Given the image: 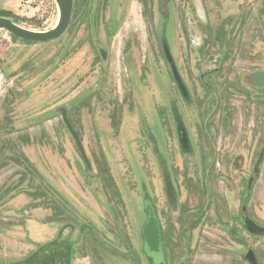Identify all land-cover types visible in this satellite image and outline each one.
Listing matches in <instances>:
<instances>
[{
  "label": "rangeland",
  "instance_id": "obj_1",
  "mask_svg": "<svg viewBox=\"0 0 264 264\" xmlns=\"http://www.w3.org/2000/svg\"><path fill=\"white\" fill-rule=\"evenodd\" d=\"M59 15L55 0H0L27 29ZM263 142L264 0H74L54 41L0 30V264H155L147 197L164 264H247L246 248L264 264V236L234 221ZM203 155L223 159L208 183ZM263 159L248 211L264 227Z\"/></svg>",
  "mask_w": 264,
  "mask_h": 264
},
{
  "label": "water",
  "instance_id": "obj_2",
  "mask_svg": "<svg viewBox=\"0 0 264 264\" xmlns=\"http://www.w3.org/2000/svg\"><path fill=\"white\" fill-rule=\"evenodd\" d=\"M58 8H59V20L57 24L51 28L50 30H44V31H35L31 29H27L25 27H22L15 23L12 19L1 17L0 16V30H5L12 35L16 36L17 38H20L25 41L29 42H35V43H46L50 41H54L58 38H60L68 29L71 18H72V11H73V3L74 0H55ZM166 57L170 62V65L172 67L174 76L177 81L180 82L178 72L175 68L174 62L172 61L170 52L165 49ZM180 90L185 94V88L182 84H179ZM64 123L66 124L68 130L73 135V137L76 140V143L80 149V152L82 154V157L84 161L86 162L88 168H91V164L87 158V155L85 153L84 147L82 145V142L79 138L78 133L73 129L67 112H62ZM185 130H181L182 135V141L184 144V147L188 145L187 142V135L185 134ZM264 157V149L261 152L259 156V161L261 163L262 159ZM258 162V164H260ZM255 178H250L248 188H247V195L244 201V205L242 208L243 211V217H242V223L245 227L247 233L249 235H259L264 236V227L257 224L250 216L247 210V202L250 198L253 183ZM145 209L147 211V217L146 221L142 227V238L144 241V252L153 260L156 264H163L164 263V239H163V231L162 226L159 221L158 215L156 213V210L151 202V199L148 197L145 198ZM242 257L247 260L250 264H260V261L258 259L257 254L255 251L251 248H247L243 251Z\"/></svg>",
  "mask_w": 264,
  "mask_h": 264
},
{
  "label": "flooded vegetation",
  "instance_id": "obj_3",
  "mask_svg": "<svg viewBox=\"0 0 264 264\" xmlns=\"http://www.w3.org/2000/svg\"><path fill=\"white\" fill-rule=\"evenodd\" d=\"M166 59H167V57H166ZM167 61H168V64L170 65V62H169V60L167 59ZM171 66V65H170ZM172 68V67H171ZM180 90V89H179ZM182 92V91H181ZM183 93V92H182ZM184 94V93H183ZM72 125V124H71ZM183 128L180 126L179 127V131H180V134H181V130H182ZM186 135H187V133H185ZM73 136V135H72ZM75 139V138H74ZM181 141H182V135H181ZM75 142H76V140H75ZM187 142H188V145L186 146V147H184V144H183V141H182V146H183V150H188L189 149V146H190V143H189V136L187 135ZM77 144V143H76ZM219 143H217V145H218ZM83 145V144H82ZM217 145H216V149H217V151H218V148H217ZM78 146V145H77ZM84 147V146H83ZM79 148V147H78ZM263 149H264V142H263V145H262V147H261V149H260V152L258 153V157H257V160L259 159V156H260V154H261V152L263 151ZM80 150V149H79ZM85 150V149H84ZM86 153V152H85ZM205 154V153H204ZM218 158V157H217ZM264 158V157H263ZM223 159H219V162L220 161H222ZM233 160H234V162H232V164H240L241 166V169L242 168H244V159L241 157V158H233ZM257 160H256V164L254 165V167L252 168V174H249L248 172H249V169H248V167L247 168H245V169H247V172L245 171V174H246V179H247V183H246V188H245V192H244V195H243V198H242V201H241V203H240V206H239V208H240V213H239V215H237V217H234L235 219H234V221L236 222V223H238V224H240V226L242 227V229L244 230V233L246 234V235H248L249 236V234L247 233V231H246V229H245V227L243 226V223H242V217H243V211H242V208H243V205H244V201H245V198H246V195H247V188H248V184H249V181H250V178H252V177H254L255 178V180H256V177L257 176H259V174H260V169H259V164L257 163ZM264 160V159H263ZM200 162H201V164L202 165H204L205 166V168H204V171L205 172H203V175H202V180L205 182V183H208V179H209V175H207V173H209L210 172V170L211 169H213L212 167H213V165L217 162L216 160H211V158H206V155H203V156H201L200 157ZM219 162H217V163H219ZM207 167V168H206ZM257 170V171H256ZM258 170H259V172H258ZM208 178V179H207ZM255 180H254V183H253V186H254V184H255ZM209 187V186H208ZM206 190H208V189H206ZM252 190H253V188H252ZM252 193V192H251ZM251 196V195H250ZM250 199V198H249ZM248 204H249V200H248V202H247V210H248ZM248 213H249V211H248ZM250 216V215H249ZM251 217V216H250ZM252 236H259V235H252ZM263 236V235H262ZM163 239H164V236H163ZM164 241V240H163ZM247 249V248H246ZM246 249H243L241 252H240V257H241V259L242 260H244L247 264H250L247 260H245L243 257H242V253H243V251L244 250H246ZM146 254V253H145ZM147 255V254H146ZM148 256V255H147ZM165 256H166V253H165V248H164V258H165ZM258 256V255H257ZM149 257V256H148ZM150 259H152L153 260V258H151V257H149ZM258 259H259V257H258ZM260 261V260H259ZM155 262V261H154ZM156 264V263H155ZM164 264V263H163ZM260 264H261V262H260Z\"/></svg>",
  "mask_w": 264,
  "mask_h": 264
},
{
  "label": "trees",
  "instance_id": "obj_4",
  "mask_svg": "<svg viewBox=\"0 0 264 264\" xmlns=\"http://www.w3.org/2000/svg\"><path fill=\"white\" fill-rule=\"evenodd\" d=\"M7 17L10 18V19H12V16H7ZM53 242H54V240H53ZM54 244H55V242H54ZM43 246H45V245H42L41 247H43ZM49 253L50 252H44L43 254L38 253L37 261L34 264H53L54 263V262L52 263V259L53 258H51V254H49ZM33 257L35 258V254L32 255V257L30 259L26 260V261L27 262H30L31 260L34 261V258ZM9 264H22V261L11 262Z\"/></svg>",
  "mask_w": 264,
  "mask_h": 264
},
{
  "label": "crops",
  "instance_id": "obj_5",
  "mask_svg": "<svg viewBox=\"0 0 264 264\" xmlns=\"http://www.w3.org/2000/svg\"><path fill=\"white\" fill-rule=\"evenodd\" d=\"M54 228H55V227H54ZM56 229H57V228H56ZM56 233H57V232H56ZM55 235H56V234H55ZM55 235L53 236L54 239L56 238ZM54 239H53V240H54Z\"/></svg>",
  "mask_w": 264,
  "mask_h": 264
}]
</instances>
